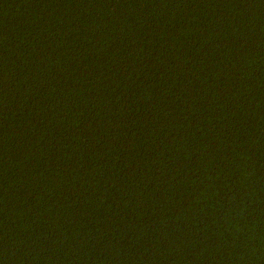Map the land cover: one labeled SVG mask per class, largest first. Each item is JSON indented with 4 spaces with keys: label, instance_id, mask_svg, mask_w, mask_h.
Wrapping results in <instances>:
<instances>
[{
    "label": "trees",
    "instance_id": "obj_1",
    "mask_svg": "<svg viewBox=\"0 0 264 264\" xmlns=\"http://www.w3.org/2000/svg\"><path fill=\"white\" fill-rule=\"evenodd\" d=\"M0 264H264V0H0Z\"/></svg>",
    "mask_w": 264,
    "mask_h": 264
}]
</instances>
